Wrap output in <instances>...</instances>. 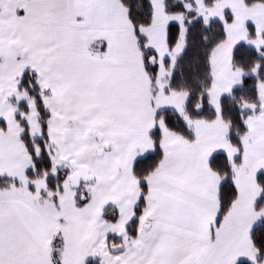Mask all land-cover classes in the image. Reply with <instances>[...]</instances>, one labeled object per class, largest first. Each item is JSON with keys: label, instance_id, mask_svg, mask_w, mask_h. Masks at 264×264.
Segmentation results:
<instances>
[{"label": "snow or ice", "instance_id": "6c2138e0", "mask_svg": "<svg viewBox=\"0 0 264 264\" xmlns=\"http://www.w3.org/2000/svg\"><path fill=\"white\" fill-rule=\"evenodd\" d=\"M0 264H264V0H0Z\"/></svg>", "mask_w": 264, "mask_h": 264}]
</instances>
